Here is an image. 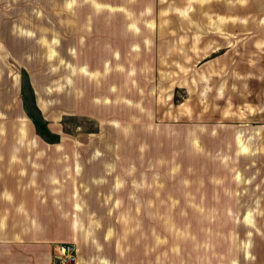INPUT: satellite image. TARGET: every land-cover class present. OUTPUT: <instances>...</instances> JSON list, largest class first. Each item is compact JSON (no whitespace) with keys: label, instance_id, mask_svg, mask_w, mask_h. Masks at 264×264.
<instances>
[{"label":"rangeland","instance_id":"rangeland-1","mask_svg":"<svg viewBox=\"0 0 264 264\" xmlns=\"http://www.w3.org/2000/svg\"><path fill=\"white\" fill-rule=\"evenodd\" d=\"M121 2L119 41L3 43L0 181H105L120 264H264V0Z\"/></svg>","mask_w":264,"mask_h":264},{"label":"crops","instance_id":"crops-1","mask_svg":"<svg viewBox=\"0 0 264 264\" xmlns=\"http://www.w3.org/2000/svg\"><path fill=\"white\" fill-rule=\"evenodd\" d=\"M121 1L0 0V51H7L3 45L6 41H88L96 36L94 32L89 33L91 12L100 8H127ZM124 1L128 3L130 0ZM147 1L135 0L136 4H142L136 9H146L144 2ZM135 19L138 27L135 21L109 17L105 25L108 29L111 26L114 37L92 40L119 41L121 38L117 37L121 35L122 25L126 29L131 26L140 28L142 19L139 16ZM132 32L134 34L130 33L128 42L132 38L138 41L136 31ZM88 56L97 57L86 53L83 58ZM8 101L7 97H0V104H8ZM105 184V181L101 184H90L89 181H0V264H52L53 245L58 241L75 242V264H120V239L112 240L109 236L106 240L110 242L109 249L104 248L105 255H98L96 253L101 249L97 251L96 248L99 243V238L94 235L96 229L91 231L92 227L87 226L89 217L98 222L100 216H104L99 209L104 210L105 202L110 206L106 195L112 196L113 216L115 206H120L119 197L115 196L113 189L106 193ZM93 201L100 204L97 210L93 208ZM118 214L119 211L116 216Z\"/></svg>","mask_w":264,"mask_h":264},{"label":"built area","instance_id":"built-area-1","mask_svg":"<svg viewBox=\"0 0 264 264\" xmlns=\"http://www.w3.org/2000/svg\"><path fill=\"white\" fill-rule=\"evenodd\" d=\"M52 264H75L77 248L73 241H58L53 245Z\"/></svg>","mask_w":264,"mask_h":264}]
</instances>
